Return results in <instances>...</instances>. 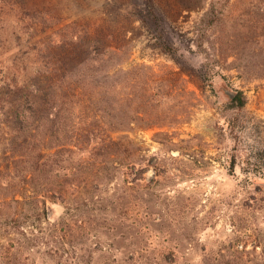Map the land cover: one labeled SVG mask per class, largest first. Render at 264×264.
I'll use <instances>...</instances> for the list:
<instances>
[{
  "label": "rangeland",
  "instance_id": "374dc122",
  "mask_svg": "<svg viewBox=\"0 0 264 264\" xmlns=\"http://www.w3.org/2000/svg\"><path fill=\"white\" fill-rule=\"evenodd\" d=\"M156 2L0 0V264H264V0Z\"/></svg>",
  "mask_w": 264,
  "mask_h": 264
},
{
  "label": "trees",
  "instance_id": "16d2710c",
  "mask_svg": "<svg viewBox=\"0 0 264 264\" xmlns=\"http://www.w3.org/2000/svg\"><path fill=\"white\" fill-rule=\"evenodd\" d=\"M143 2H144V5L148 7V9L137 11V13L142 17L143 21L153 20V19H156L157 20V17L162 16V12L161 11L159 12L157 10V2H156V0H143ZM93 53H96V50L95 49H93ZM54 105L55 106L52 105V110L49 113V115H46L45 116L47 120H49L48 119L49 117H53V120H56L59 117V115H58L59 114V109L57 110V108H58L57 105L56 104H54ZM245 105H246V98H245L243 92L238 91L232 97V99H231V101H230V103H229L228 106L232 110H241L242 108L245 107ZM53 110H57V111L54 112ZM22 117L24 119L23 122H25V120L27 121V117L26 116L23 115ZM23 122L22 123L20 122L21 127H19V129H18L20 132L21 131H24V130H27V126L24 125ZM29 133H30V131H29ZM77 135L79 136V134H77ZM27 140H28V137L27 136L24 137L23 144H27ZM109 142H110V144L107 145V146H123V144L119 140L117 142L114 141V140H110ZM68 143L69 144L64 143L62 145L63 146L64 145H68V147L71 148V146H72L73 143H71V141L68 142ZM18 147H19L18 144H11L10 149L8 150L10 153L7 156V158H8L7 160H10L11 161V163L7 165L9 169L12 168L13 165H15V163H16V160L15 159H16V157L17 156H22V154H17V151H19V150H17ZM62 148H64V147H62ZM41 160L42 159H40L39 162ZM82 162H84L86 165H89L90 164V162L87 161L86 159H83ZM43 167H45V162L42 161L39 164V166H38V161H35V164L30 165V168L28 170H26L27 171L26 174L23 175V177L21 179V183L23 184V186H25V187L28 186L31 189V190H27V191H30V193H31V195H29V196H35V195L38 194V192H37V183L34 181L35 180V174L40 169H43ZM76 169H79V168H76ZM24 192H26V191H24ZM26 195L27 194H23L22 198L23 197H28V195L27 196Z\"/></svg>",
  "mask_w": 264,
  "mask_h": 264
}]
</instances>
